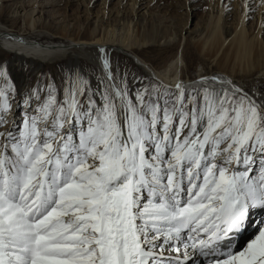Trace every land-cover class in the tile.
Wrapping results in <instances>:
<instances>
[{
    "label": "snow or ice",
    "instance_id": "snow-or-ice-1",
    "mask_svg": "<svg viewBox=\"0 0 264 264\" xmlns=\"http://www.w3.org/2000/svg\"><path fill=\"white\" fill-rule=\"evenodd\" d=\"M95 51L0 64V264H264V78Z\"/></svg>",
    "mask_w": 264,
    "mask_h": 264
},
{
    "label": "rangeland",
    "instance_id": "rangeland-1",
    "mask_svg": "<svg viewBox=\"0 0 264 264\" xmlns=\"http://www.w3.org/2000/svg\"><path fill=\"white\" fill-rule=\"evenodd\" d=\"M247 3L254 9L249 13L248 19L242 10L245 0H0V12H3L0 25L2 23L12 32L37 38L40 42L55 43L70 40V36L78 31L85 32L88 36L87 30H95L94 35L99 38L113 30L116 40L130 36L137 48L132 50L133 53L157 68L163 67L172 59L181 41L180 49L184 46L183 61L186 65L182 68V79H193L194 73L203 67L202 72L206 75L222 71L237 81L253 82L257 78H264V71L261 73L260 67L249 69L247 74L237 71L232 75L229 63H217L221 59L229 60L230 63L233 61L234 48L228 46V39L237 28L242 15L249 42L264 55V0H247ZM5 4L7 7H4ZM225 5L230 11L225 9ZM20 6L24 11H33L36 17H40L41 25L34 24L31 27L22 19H13L11 14L14 13V8ZM221 7L223 10L220 14ZM216 28L222 34V40L226 41L216 44L219 48L213 50L206 44ZM167 39L169 42L165 44ZM112 56L120 58L122 62L128 60L118 54L112 53ZM10 57L11 55L0 50V62H7ZM69 63L73 62L65 61L63 55H58L42 67L37 76L43 72L55 76L58 81L62 66ZM240 66L245 67L246 64L242 63ZM15 75L13 81L16 84L25 81L34 83L37 77L31 69L19 70ZM40 78L43 79L42 76Z\"/></svg>",
    "mask_w": 264,
    "mask_h": 264
},
{
    "label": "bare ground",
    "instance_id": "bare-ground-1",
    "mask_svg": "<svg viewBox=\"0 0 264 264\" xmlns=\"http://www.w3.org/2000/svg\"><path fill=\"white\" fill-rule=\"evenodd\" d=\"M242 8H243L242 10L245 11L244 4L242 5ZM219 9H220V14H221L223 8L221 7ZM14 10H15L14 13L11 14V17L13 19H16V18L22 19V21L27 22L31 27L32 26L34 27V24L36 26L41 25L40 24L41 18L36 17L37 15L33 11L31 12L24 11L25 9H23V7L21 6L14 8ZM5 13L7 12L5 11ZM2 16H3V12L1 11L0 18ZM243 19H244V16L242 15L237 28L235 29L234 33L228 39L229 40L228 46L230 45L232 48H234V53H232L233 61H231L230 59L231 61L230 63L229 60L221 59V61H217V63L223 64V65L224 63H229L230 72L233 73L232 75H234L237 71L240 74L241 73L247 74L250 71L249 69H252V68L254 69L258 67L261 68L260 69L262 71L261 73H263L264 55L259 49L253 48L251 43L249 42L247 33L243 27ZM94 31L87 30V32H89L88 36H86L85 32L80 33L81 31L80 32L78 31L76 34L74 33L73 36H70L71 37V38L69 37L70 40H67L66 42H56V43L53 41L40 42V40H38L37 38H29L22 34L14 33L12 32L11 29L5 27L1 23L0 25V50L11 55L10 60H8L6 64L10 71V76L12 80L16 76L15 73L19 70L28 71V69H31L33 71V75L37 76L38 73L40 72V69L44 67L45 65H47L48 63H50V61L58 55L59 56L63 55V57H65V61H68V62L82 60L86 56H89L92 54L99 55V53L95 51L99 46H104L107 49L111 50V53H114V55L118 54L128 60L139 58L132 51L133 49L135 50L137 48H136V44L132 42V39L130 36L125 37V38L123 37L124 39L116 40V38L113 36V30H110L106 32L105 36L102 35V36H99V38H96L94 35ZM221 36L222 34L218 30V28H216L211 34L209 43L206 44L208 48L213 49V50H216L217 47L219 48V46H217L216 44H219V42L222 44L224 41H226V40H222ZM168 42H169V39L165 41V44H168ZM180 45H181V41H179L178 46H177L178 50L174 54L172 59L169 61L166 60V62L167 61L168 62L167 63L165 62L166 64H164L163 67L157 68V71L160 72L164 76V79L166 82L173 81L178 71L181 75L182 68L184 69L186 66L185 61H183L184 46L180 49ZM200 47L202 48V46ZM227 49L229 50L230 48H227ZM211 59L213 60V58ZM24 60L26 61V63H23ZM173 61H177V63L174 64ZM3 63L0 62V64H3ZM236 63H238L237 65L238 67L236 66ZM242 63H245L246 66L241 67L240 65ZM202 70H203V67L200 71H196L194 73L193 79H190V80L184 79V80L188 83H191V81L193 80H200L201 77L203 76H212V75L228 76L225 73H222V71L216 74L206 75L205 73L203 74ZM228 77L234 79L233 76H228Z\"/></svg>",
    "mask_w": 264,
    "mask_h": 264
}]
</instances>
